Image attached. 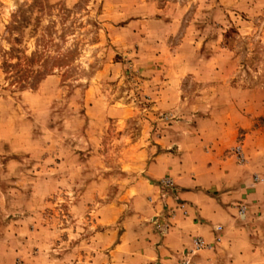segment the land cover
<instances>
[{"label":"rangeland","instance_id":"obj_1","mask_svg":"<svg viewBox=\"0 0 264 264\" xmlns=\"http://www.w3.org/2000/svg\"><path fill=\"white\" fill-rule=\"evenodd\" d=\"M216 203L167 264H264V0H0V264H157Z\"/></svg>","mask_w":264,"mask_h":264},{"label":"crops","instance_id":"obj_2","mask_svg":"<svg viewBox=\"0 0 264 264\" xmlns=\"http://www.w3.org/2000/svg\"><path fill=\"white\" fill-rule=\"evenodd\" d=\"M179 194L183 200L187 201L190 207L191 205H198V203H200L198 202V195L193 191H180ZM202 203H204V201H202ZM216 204V206L207 208V213H205V208H203V210H195L199 212L198 214H203V212L205 213L201 218L207 219V225L203 224V221H201L199 215H193V217L188 218L187 216L185 217L179 214L176 217V222L175 224H173V228L167 234H165L164 236L152 234L153 241L151 244L154 246V253L157 264H167V262H172L170 261L169 257L174 258V256L176 257V255H180L181 252H184V250L187 248L186 242L190 236L196 235L204 237L209 241L213 240L212 238L214 234L212 233V230L214 226L220 225L224 221L222 220V214H217L221 213L220 204ZM194 209H196V207ZM229 238V235L224 234L223 239L229 240Z\"/></svg>","mask_w":264,"mask_h":264},{"label":"built area","instance_id":"obj_3","mask_svg":"<svg viewBox=\"0 0 264 264\" xmlns=\"http://www.w3.org/2000/svg\"><path fill=\"white\" fill-rule=\"evenodd\" d=\"M182 264H188V263H182Z\"/></svg>","mask_w":264,"mask_h":264}]
</instances>
